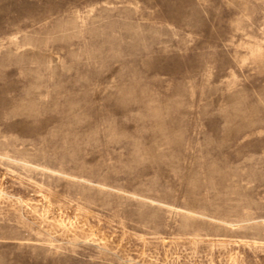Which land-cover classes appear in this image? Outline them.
<instances>
[{
	"label": "rangeland",
	"instance_id": "374dc122",
	"mask_svg": "<svg viewBox=\"0 0 264 264\" xmlns=\"http://www.w3.org/2000/svg\"><path fill=\"white\" fill-rule=\"evenodd\" d=\"M0 264H264V0H0Z\"/></svg>",
	"mask_w": 264,
	"mask_h": 264
}]
</instances>
